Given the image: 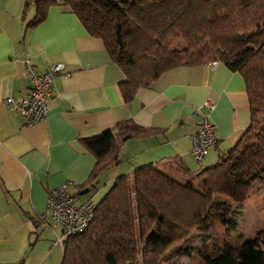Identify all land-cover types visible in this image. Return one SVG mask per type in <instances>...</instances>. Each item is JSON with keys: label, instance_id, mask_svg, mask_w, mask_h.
Masks as SVG:
<instances>
[{"label": "crops", "instance_id": "obj_1", "mask_svg": "<svg viewBox=\"0 0 264 264\" xmlns=\"http://www.w3.org/2000/svg\"><path fill=\"white\" fill-rule=\"evenodd\" d=\"M37 12L35 0H0V264L62 263L63 245L55 243L60 226L50 220L47 227L39 218L49 192L62 184L72 182L67 190L75 204H97L95 196L103 198L131 168L181 161L189 173L199 172L217 164L250 122L246 84L225 64L173 68L126 102L124 77L103 42L63 6H49L35 25ZM26 59L37 74L57 63L69 73L54 79L46 118L32 125L4 103L29 90ZM207 100L211 110L203 105ZM203 118L215 126L216 143L195 163L191 135ZM128 121L162 133L119 144L120 163L89 186L95 159L84 141Z\"/></svg>", "mask_w": 264, "mask_h": 264}, {"label": "trees", "instance_id": "obj_2", "mask_svg": "<svg viewBox=\"0 0 264 264\" xmlns=\"http://www.w3.org/2000/svg\"><path fill=\"white\" fill-rule=\"evenodd\" d=\"M51 5L67 8L103 42L124 77L126 102L168 70L218 59L243 78L250 106L241 139L214 166L189 173L176 161L174 174L148 165L118 176L86 230L64 240L61 264H177L196 251L181 244L192 234L212 223L236 229L238 200L264 182V0H35L32 23ZM159 133L128 121L84 141L95 159L89 186L120 163L119 144ZM203 264H264V252L246 241L207 254Z\"/></svg>", "mask_w": 264, "mask_h": 264}, {"label": "built area", "instance_id": "obj_3", "mask_svg": "<svg viewBox=\"0 0 264 264\" xmlns=\"http://www.w3.org/2000/svg\"><path fill=\"white\" fill-rule=\"evenodd\" d=\"M215 65L216 62L210 63ZM24 67L30 82V88L26 94L18 100L13 98L5 99L7 110L17 111L25 123L32 125L40 123L46 118L47 98L52 95L53 81L57 76L69 77L68 70L63 64L51 65L44 73L37 74L26 59ZM207 110L214 108L211 100L203 104ZM191 154L197 163H202L209 150L216 143L215 126L207 118H203L198 130L191 135ZM72 182H66L48 194L44 212L39 216L40 221L48 227L47 222L52 221L55 226H60V234H55V243L62 244L64 240L83 232L93 218L95 204L86 201L75 204L68 193V187Z\"/></svg>", "mask_w": 264, "mask_h": 264}, {"label": "rangeland", "instance_id": "obj_4", "mask_svg": "<svg viewBox=\"0 0 264 264\" xmlns=\"http://www.w3.org/2000/svg\"><path fill=\"white\" fill-rule=\"evenodd\" d=\"M212 60L213 59H209L205 62H214V60ZM216 60L218 61V59ZM139 61H141V59ZM158 168H177V166L174 163H167ZM196 169L197 168L191 169V171ZM169 172L172 173V170H169ZM188 177H191V175ZM102 188L103 186L101 185V190ZM99 191L100 186L97 188V193ZM102 196V194L95 196L94 202H99L102 199ZM219 199L228 201L224 196H220ZM238 202L239 203L236 204L237 211L235 216L237 221L236 229L227 230L226 227L212 223L207 232L199 234L194 233L189 236L184 244L179 242L172 245L168 252L164 254L165 256H168L166 259L162 260V262L165 263L168 261L169 263L174 259L173 250L180 243L184 246H194L196 251L189 256L176 259L177 264H203L207 254L218 253L222 251L226 245L236 248L246 241H253L256 248L264 252V182L254 183L248 190L245 199H240ZM204 234H206L208 238L204 243H201Z\"/></svg>", "mask_w": 264, "mask_h": 264}, {"label": "bare ground", "instance_id": "obj_5", "mask_svg": "<svg viewBox=\"0 0 264 264\" xmlns=\"http://www.w3.org/2000/svg\"><path fill=\"white\" fill-rule=\"evenodd\" d=\"M86 230V229H85Z\"/></svg>", "mask_w": 264, "mask_h": 264}]
</instances>
